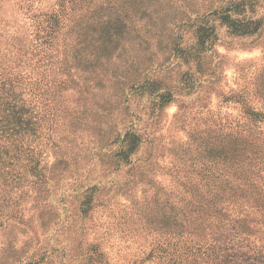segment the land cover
Masks as SVG:
<instances>
[{
  "label": "rangeland",
  "instance_id": "obj_1",
  "mask_svg": "<svg viewBox=\"0 0 264 264\" xmlns=\"http://www.w3.org/2000/svg\"><path fill=\"white\" fill-rule=\"evenodd\" d=\"M0 264H264V0H0Z\"/></svg>",
  "mask_w": 264,
  "mask_h": 264
},
{
  "label": "trees",
  "instance_id": "obj_2",
  "mask_svg": "<svg viewBox=\"0 0 264 264\" xmlns=\"http://www.w3.org/2000/svg\"><path fill=\"white\" fill-rule=\"evenodd\" d=\"M8 104L10 105L9 112L15 111L16 104L14 102H8ZM226 184L227 183L214 185L215 188H213V191H216L214 192L215 197L211 196L207 199H203V204L208 203L209 205L214 206V211L218 210L217 205L219 204L220 200L224 198L226 189H228V187H224Z\"/></svg>",
  "mask_w": 264,
  "mask_h": 264
}]
</instances>
